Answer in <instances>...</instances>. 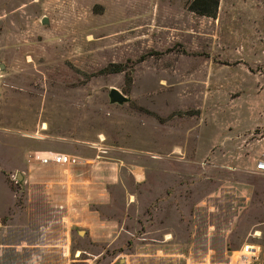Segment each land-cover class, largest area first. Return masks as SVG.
Instances as JSON below:
<instances>
[{"label": "rangeland", "instance_id": "374dc122", "mask_svg": "<svg viewBox=\"0 0 264 264\" xmlns=\"http://www.w3.org/2000/svg\"><path fill=\"white\" fill-rule=\"evenodd\" d=\"M194 2L0 0V264H264V0Z\"/></svg>", "mask_w": 264, "mask_h": 264}, {"label": "trees", "instance_id": "16d2710c", "mask_svg": "<svg viewBox=\"0 0 264 264\" xmlns=\"http://www.w3.org/2000/svg\"><path fill=\"white\" fill-rule=\"evenodd\" d=\"M220 0H195L191 9L203 16H216Z\"/></svg>", "mask_w": 264, "mask_h": 264}, {"label": "built area", "instance_id": "2783aa9c", "mask_svg": "<svg viewBox=\"0 0 264 264\" xmlns=\"http://www.w3.org/2000/svg\"><path fill=\"white\" fill-rule=\"evenodd\" d=\"M65 158H66V157H65V155H63V154H62V155H55V156L53 157V159H54L57 163H62V162H64ZM257 169H258L259 172H263V173H264V162L261 163V164H259V165L257 166ZM14 178L16 179V177H14ZM251 247H252V246H248V247H246L245 250H244V252L246 253V255H243V258H245V260H249L250 258L255 257V256L257 255V253H258L257 249L253 250Z\"/></svg>", "mask_w": 264, "mask_h": 264}, {"label": "water", "instance_id": "95a60500", "mask_svg": "<svg viewBox=\"0 0 264 264\" xmlns=\"http://www.w3.org/2000/svg\"><path fill=\"white\" fill-rule=\"evenodd\" d=\"M44 23H48L47 19L44 20ZM110 98L113 103L123 104L127 101V97L123 95L118 89L114 88L112 89L110 93ZM20 179L22 178L21 175H19ZM83 234V232H80Z\"/></svg>", "mask_w": 264, "mask_h": 264}]
</instances>
